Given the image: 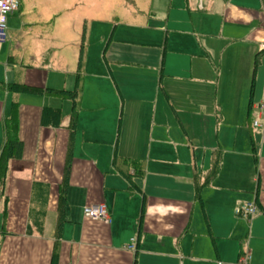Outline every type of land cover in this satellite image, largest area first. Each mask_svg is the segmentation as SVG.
<instances>
[{"label": "crops", "instance_id": "1", "mask_svg": "<svg viewBox=\"0 0 264 264\" xmlns=\"http://www.w3.org/2000/svg\"><path fill=\"white\" fill-rule=\"evenodd\" d=\"M174 4L152 0L151 15L165 33L205 37L222 53L241 47L264 56V0L255 6L209 0L197 10L212 19L207 28L193 19L171 18L177 12ZM24 7L21 0L19 11L9 15L12 30L0 44V158L12 116L21 142L19 157L0 160V264H238L245 258L246 264H264L261 104L254 106L251 96L247 124L263 133L260 146L252 137L253 151L240 152L238 137L220 136L228 104L222 114L216 107L217 127L209 133L205 127L208 136L199 143L191 140L182 114L204 115V100L197 96L189 110H180L166 83L190 77L202 85L204 77L214 81L212 67L219 68L215 95L228 102L221 78L226 59L210 58L209 48L199 43L195 54L184 55L191 58L188 65L185 60L169 63L165 46L155 56L158 62L131 65L128 79L115 73L117 62L105 55L91 60L90 50L82 47L70 71L58 50H42L45 40L39 36L27 32L26 41L15 40L13 27L21 29ZM34 7L30 1L28 10ZM256 62L253 84L261 64ZM13 84L26 89H12ZM62 91L75 96L57 94ZM133 104H146V109L133 115ZM74 109L78 114L71 134ZM142 117L148 141L126 149L124 133L137 128H130L129 120ZM256 120L261 127L254 125ZM179 128L189 141L171 138ZM217 153L219 172L198 190L196 176L205 181ZM115 158L124 162L120 166L126 176L114 166ZM100 204L108 208L109 223L84 215L85 207ZM247 204L257 206L252 218L239 213Z\"/></svg>", "mask_w": 264, "mask_h": 264}, {"label": "rangeland", "instance_id": "2", "mask_svg": "<svg viewBox=\"0 0 264 264\" xmlns=\"http://www.w3.org/2000/svg\"><path fill=\"white\" fill-rule=\"evenodd\" d=\"M30 1H33L35 7L28 10ZM208 1L175 0L174 9L177 12L172 14L171 18L180 19L183 23H189L193 19L199 28H207L212 25V19L205 14H197V10L201 4L206 7ZM236 1L243 4L248 2L252 6L257 4V0ZM22 2L25 6L21 15L23 23L21 29L18 28V25L17 28L13 27L15 40L23 43L27 40L25 37L23 39L27 32L39 36V41L40 39L45 40L44 43H41L42 50L50 47L58 50L70 71L75 68V60L77 63L82 47L85 48V52L90 50L91 60L99 57L103 60L105 55L110 61L117 62L115 73H120L129 79L130 67H134L136 64L158 62L155 56L163 53L165 46L169 47L167 56L169 63L185 60L186 65L190 63L191 58H186L184 55L195 54L196 46L199 47V43L203 47L207 46L210 58L223 56L226 59L221 78L225 85L222 94L228 102L217 100L218 97L215 95L217 94L216 79L219 78V68L215 71L212 67V75L215 80L213 81L208 76L204 77L202 85L192 83L190 77H181L179 81L167 80L166 82L174 97L172 102H175L180 110H189L191 100H197V96L204 100L206 109L204 115L186 112L182 114L191 140L199 143L204 142L208 134L202 130L206 127L209 133L212 127H217L216 107L223 111L225 109L223 105L228 104L227 115L220 123V136L223 139L238 137L240 152L253 151L252 137L257 142V146L263 142V133L257 131L256 128L251 130L247 124L251 96L253 95L252 104L254 106L264 103V56L257 55L260 50L254 52L237 47L229 50L228 53H222L216 51L214 43L205 37L196 38L193 33L171 32L167 34L164 30L159 29V22L151 15L152 0H22ZM8 29L9 32L12 30L11 27ZM14 31L19 32V35L14 34ZM83 34L84 37L88 36L87 41L83 42ZM54 54L52 53L53 56H55ZM39 55L41 59L43 51ZM259 59L261 64L258 66L253 84L255 62ZM121 61L125 63H120ZM206 61L209 65L211 64L210 59H206ZM133 64L134 66H131ZM132 74L135 72L133 71ZM205 74L206 72L204 76ZM211 85L213 93L208 97V87ZM72 88L75 89L74 86ZM225 91H228L226 95ZM145 105L142 104L141 107V104H133L132 114L134 115L136 110L145 108ZM252 111L253 115L257 114L256 109ZM195 112L197 113V111ZM214 122L215 124H213ZM128 125L130 128L133 126H137V128L124 133L126 145L123 147L132 150L136 146L131 144L141 142V146H144L148 141L144 118H139L137 121L130 118ZM144 131L146 132L145 136ZM171 138L175 141L178 139L189 141V137L182 128L173 132ZM244 171L247 175L250 174L247 169Z\"/></svg>", "mask_w": 264, "mask_h": 264}, {"label": "trees", "instance_id": "3", "mask_svg": "<svg viewBox=\"0 0 264 264\" xmlns=\"http://www.w3.org/2000/svg\"><path fill=\"white\" fill-rule=\"evenodd\" d=\"M257 66V62H256V65ZM11 88L12 89H16V90H24L26 88H24L23 86H19L17 84H13L11 85ZM57 94H61L62 96H65V97H72L74 98L75 94L73 92H57ZM74 100V99H73ZM75 101V100H74ZM77 109H74L73 111V114H72V118H71V125H70V131H71V134L74 133L75 131V125H76V121H77ZM6 128H5V137H6V140H5V145H4V148H3V152H2V155H1V158L0 160L2 162L14 157V156H20V152H21V142L18 140V136H17V118L16 116H12L9 120L6 121ZM69 159H70V156H69ZM220 163H221V159H220V154L217 153L215 155V158L213 160V166H212V169L211 171L208 173V175L205 177V181L203 183H200L198 180L199 177L196 176V186H197V189H201L202 187L208 185L212 180L213 178L216 176V174L219 172L220 170ZM124 165V162L120 160V158H115L114 160V166L118 169V171L120 173H122L124 176L127 175L126 173V168H122L121 166ZM69 168V166H68ZM62 194L65 195V188L62 189ZM64 197V196H63Z\"/></svg>", "mask_w": 264, "mask_h": 264}, {"label": "built area", "instance_id": "4", "mask_svg": "<svg viewBox=\"0 0 264 264\" xmlns=\"http://www.w3.org/2000/svg\"><path fill=\"white\" fill-rule=\"evenodd\" d=\"M20 8V0H0V44H3L8 39V17L10 14L18 12ZM259 115L264 117V103H262L259 107ZM254 125L256 127H261L259 121H255ZM258 209L255 204H247L239 209L240 214H245L247 217L252 218ZM84 215L86 218L102 221L104 223L110 222V216L108 213V208L105 204L100 205H92L85 207ZM134 248V246L130 247ZM248 258L241 260L238 264H246Z\"/></svg>", "mask_w": 264, "mask_h": 264}]
</instances>
